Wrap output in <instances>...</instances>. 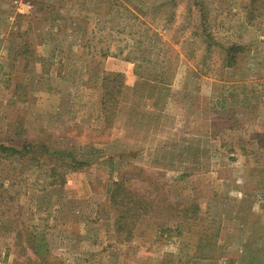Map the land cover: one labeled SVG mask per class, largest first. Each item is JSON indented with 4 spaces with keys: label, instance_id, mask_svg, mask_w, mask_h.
<instances>
[{
    "label": "rangeland",
    "instance_id": "obj_1",
    "mask_svg": "<svg viewBox=\"0 0 264 264\" xmlns=\"http://www.w3.org/2000/svg\"><path fill=\"white\" fill-rule=\"evenodd\" d=\"M24 142L0 264L41 239L49 264H264V0H0V145ZM121 180L153 204L129 241Z\"/></svg>",
    "mask_w": 264,
    "mask_h": 264
},
{
    "label": "trees",
    "instance_id": "obj_2",
    "mask_svg": "<svg viewBox=\"0 0 264 264\" xmlns=\"http://www.w3.org/2000/svg\"><path fill=\"white\" fill-rule=\"evenodd\" d=\"M21 149V150H20ZM35 146L24 142L21 147L15 148L14 146L8 145H0V159H8L10 157H15L20 162L24 161H40V157L36 158L33 155H29L33 153ZM48 150V148L46 147ZM93 151V149H92ZM53 155H57L56 152ZM70 158L69 166L72 170L79 169L80 166H84L86 163L84 161H80L75 155H71L70 153L67 155ZM47 158H51V155ZM53 170V168H52ZM55 170L52 173V176H55ZM109 194V204L114 211H116V220H115V230L118 234L123 235L126 238V241H129L132 236L133 232L137 226V223L141 218L151 214L152 212V205L150 204L149 198H145V196H137L136 192L132 191V189L128 186V184L121 180L119 182L113 183L108 191ZM171 210V207L165 208V210ZM178 209V208H176ZM173 210V209H172ZM199 208L197 206L189 207L184 209L180 215H177L176 218H181V221H185L183 223L186 224V221H190L194 219ZM176 219V220H177ZM176 221L174 227L178 231V236H182L184 234L182 228L184 226L183 223ZM19 234V233H18ZM34 242V241H32ZM47 243L45 239L40 240V245L38 250L35 249L36 245H33V248L36 250L35 255L36 259H32L29 261V264H49L47 259L43 256L44 253L41 254L42 250L45 249ZM203 245L201 244L200 248ZM39 257V258H38Z\"/></svg>",
    "mask_w": 264,
    "mask_h": 264
},
{
    "label": "built area",
    "instance_id": "obj_3",
    "mask_svg": "<svg viewBox=\"0 0 264 264\" xmlns=\"http://www.w3.org/2000/svg\"><path fill=\"white\" fill-rule=\"evenodd\" d=\"M16 3H18V1H16ZM31 7H32V5H31L30 3H27V4H26V8H27V9H29V10H30V9H31Z\"/></svg>",
    "mask_w": 264,
    "mask_h": 264
},
{
    "label": "crops",
    "instance_id": "obj_4",
    "mask_svg": "<svg viewBox=\"0 0 264 264\" xmlns=\"http://www.w3.org/2000/svg\"><path fill=\"white\" fill-rule=\"evenodd\" d=\"M163 107H166L165 105Z\"/></svg>",
    "mask_w": 264,
    "mask_h": 264
}]
</instances>
